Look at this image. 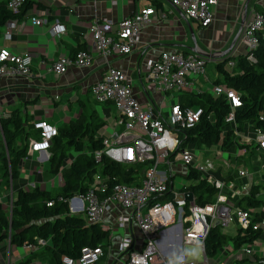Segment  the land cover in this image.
Segmentation results:
<instances>
[{"label":"built area","instance_id":"1","mask_svg":"<svg viewBox=\"0 0 264 264\" xmlns=\"http://www.w3.org/2000/svg\"><path fill=\"white\" fill-rule=\"evenodd\" d=\"M24 1L9 0L7 8L11 14L18 15ZM216 4V0H170L173 9L179 11L185 19L201 27L212 24L213 7ZM154 13L155 9L148 7L119 22L95 18L88 28L91 46L105 66L100 79L90 86V93L96 103L109 104L115 109L117 125L121 129L109 138H102L104 148L102 151L95 152L94 158L100 161L104 154L107 159L117 163L146 164L141 175V184L139 186L114 185L111 193L103 197L107 191V184L98 174H95L89 190L84 195L68 200V206L70 205L71 213H83L88 224H101L104 214L110 212L114 204L130 211V216L121 217L118 225L122 227L125 223L135 222L142 235L143 247L139 251H131V240L123 239L119 245V252L125 257L123 264H197L187 260V256L183 253L171 260H166L161 255L159 250L161 235L176 227L182 231V244L198 246L203 255L201 264H207L204 241L213 226L223 229L233 224L235 231L238 228L246 230L251 227L253 231H260L264 235V211L260 213L256 210L259 213V221L252 223L253 214L241 210L236 202L227 198L224 191L231 185L228 184V180L222 181L215 178L210 161H207L206 165L195 163L194 160L197 159L195 154L179 148L181 134L200 121L203 114L202 108L182 107L179 97H177L178 101L169 107L167 115L162 114L153 105L144 106L134 96L132 82L127 73L111 66V58L128 56L139 48L142 44L141 32L144 27L152 23L154 18L151 17ZM13 21L10 20L4 25L0 42L11 40L15 29ZM31 22L39 26L46 23V20L32 18ZM260 31H264V15L256 12L253 19L243 25L239 37V41L246 46L247 51L257 47V33ZM49 32L55 39H61L66 34L65 27L58 21L49 26ZM222 60L223 58L211 59L196 53L162 51L155 59L147 62L145 80L162 93L178 96L188 92L210 93L215 97L225 95L230 111L225 118L224 131L231 129L242 144V137H240L242 133L238 134L236 131L234 114V109L241 106L239 96L225 86H212L210 92L197 88V82L205 78L207 65H215ZM247 60L254 62L252 56H249ZM94 63L95 57L91 52L81 50L72 57H59L51 64L49 71L55 75H63L70 68H91ZM31 65L32 58L29 53L14 55L0 47V78L28 77ZM233 67L232 61L227 62V69L231 70ZM8 117H10L9 114H4L0 117V121ZM259 120L262 121L263 126L255 129L254 143L257 145V150L264 153V113ZM32 129L37 132L38 137L31 141V150L48 152L51 142L58 135L57 128L50 122L39 120L32 124ZM217 148L218 153H221L220 146ZM199 149L205 151L207 160L210 159L207 156L209 148ZM241 153L244 155L246 149H242ZM177 154L181 155L179 162L188 165V170H194L201 179L214 187L216 195L213 203L197 205L194 196L192 202L175 201L178 195L189 193L182 191L173 193L172 201L150 204L154 196L163 195L168 190L172 191L169 186L170 179L176 175L173 173L172 166ZM248 174V171L242 170L238 172V177H246ZM56 176L58 183L61 184L60 173ZM243 189L249 191V189ZM260 195L264 199V190L260 191ZM46 205L51 207L52 202ZM184 224L187 225L184 226ZM263 235H260L252 244L242 245L237 249L227 244L220 251H231L238 264H264ZM47 243L40 239L35 245L25 244L22 249L33 252L46 246ZM102 256L103 250L100 247L84 248L78 260L63 258V263L100 264Z\"/></svg>","mask_w":264,"mask_h":264},{"label":"crops","instance_id":"2","mask_svg":"<svg viewBox=\"0 0 264 264\" xmlns=\"http://www.w3.org/2000/svg\"><path fill=\"white\" fill-rule=\"evenodd\" d=\"M32 1V8L23 17L13 21L15 29L11 40L0 42V47L7 49L10 53L14 55L29 53L32 58L30 76L0 78V117L17 112L27 133L32 130V124L39 120H45L59 128L75 123L78 119L89 121L94 115L103 124L101 128L112 131L111 136L121 130L117 125V113L109 104L96 107L90 93V86L100 79L105 70L104 62L96 56L88 35V28L93 19H111L119 22L139 13L142 9L148 7L155 9L154 16L151 17L154 18L152 23L144 27L141 32L142 44L139 48L128 56L111 58L110 63L112 67L127 73L132 82V92L140 103L144 106L153 105L162 114L167 115L169 107L175 104L178 101L177 97L180 99V96L159 92L145 80L147 62L155 59L162 51L196 53L211 59L218 58V55L225 51L229 53L223 59L245 54L247 48L239 41L243 25L253 19L254 13L264 9V0H216L212 24L201 27L185 19L179 11L173 9L170 0ZM32 18L46 20V23L39 26L33 25ZM55 21L65 27L66 34L61 39L53 38L49 32V26ZM4 28L5 26L1 28L0 35ZM237 36L238 39L235 41ZM81 50L89 51L95 57V63L91 68L73 67L63 75H55L49 71L51 64L59 57H72ZM210 66L215 67L213 64ZM216 77L217 73L213 69L212 77H205L198 81L197 88L210 92L211 82ZM112 118L113 126L108 125L109 119ZM100 130L98 136L102 137L99 134ZM255 132L251 123L246 124L242 132V147L217 153L215 160L208 159L215 178L222 181L228 179V184L231 186L224 193L234 202L246 194L247 191L243 188L249 189L252 184L261 182L263 170L260 171L261 173L254 174L248 171L249 174L246 177H239V184H235L234 173L228 170L230 168L228 161L230 164L233 162L230 154L241 155V150L246 149V146H251L254 152L264 155L257 150V145L254 143ZM30 139L33 140L31 135H21L16 139L17 146L27 144L28 150L18 163L16 178L12 179L9 166L8 173L1 168L4 158L8 159V152L0 131V204L9 213L17 191L34 186L51 191L58 190L60 186L57 176L52 174L49 151H32ZM248 150L246 149V153ZM223 153L228 156L227 160L222 158ZM76 156L77 154L71 151L63 165L68 166ZM173 164H176V161ZM177 167L176 165L174 175H178ZM184 169L186 167H183V171ZM183 171L181 176L188 173L187 170ZM170 180L173 183V178ZM171 190L173 193L182 192L175 188ZM129 216L130 211L117 204L112 206L110 212L104 214L101 226L110 233V245L107 254L103 253L100 264L124 263L125 257L119 252V245L123 239L131 240V251L142 249V235L135 222L125 223L122 227L118 225L121 217ZM183 246L182 231L179 227L167 230L159 240L160 253L166 260L181 255ZM35 252L24 251L22 247L12 246L9 240H5L0 244V264H24L29 259H33L37 254ZM27 264L46 263L33 259Z\"/></svg>","mask_w":264,"mask_h":264},{"label":"trees","instance_id":"3","mask_svg":"<svg viewBox=\"0 0 264 264\" xmlns=\"http://www.w3.org/2000/svg\"><path fill=\"white\" fill-rule=\"evenodd\" d=\"M8 2L9 0L0 2V30L8 21L23 17L33 6L32 0H25L20 13L13 15L7 8ZM258 12L264 15V9ZM257 38L258 45L254 50L227 57L215 64L217 77L211 82L212 86H225L239 96L241 106L234 109L238 134L243 132L248 123L255 129L263 126L259 118L264 113V31L258 32ZM249 56L254 58V62L247 60ZM229 61L234 63L231 70L226 68ZM180 105L203 109L200 121L181 134L180 149L220 146L224 152L230 148L242 147L239 137L231 129L224 131L225 118L230 111L225 95L215 97L210 93L188 92L180 95ZM0 125L8 152V159L4 158L1 168L8 173L9 166L10 175L14 179L17 176L18 163L28 150L27 144L17 146L16 139L21 135H31L33 139H37L38 135L33 129L26 133L17 112H11L7 119H1ZM102 126L92 115L89 121L78 119L75 123L57 128L58 135L51 142L48 151L52 174L60 173L62 179L58 192L51 194V191L42 190L38 186L19 190L14 195L10 213L0 204V244L9 240L12 246L21 248L25 244L35 245L37 240H45L47 245L37 249L33 259L42 260L46 264H64L63 258L78 260L84 248L100 247L107 254L110 245L109 231L104 230L101 224H88L83 213L72 214L68 200L84 195L95 174L107 184L103 197L111 193L114 185L139 186L146 164L117 163L107 159L104 154L100 161H96L95 152L104 148L103 139L98 136ZM71 151L77 156L68 166H64L63 162ZM185 177L191 183L179 191L191 192L195 203L200 206L215 201L216 190L201 179L197 172L189 169ZM261 181L259 184H252L247 194L236 202L238 208L253 214L252 223L259 221L256 210L264 205V199L260 195V191L264 190V168ZM172 199L173 192L168 190L163 195L154 196L150 204L164 203ZM48 202H52L51 207L46 205ZM260 235V231H253L249 227L246 230L238 228L233 236H229L219 226H213L204 241L206 257H215L229 241L237 249L242 245L252 244Z\"/></svg>","mask_w":264,"mask_h":264},{"label":"rangeland","instance_id":"4","mask_svg":"<svg viewBox=\"0 0 264 264\" xmlns=\"http://www.w3.org/2000/svg\"><path fill=\"white\" fill-rule=\"evenodd\" d=\"M212 68L215 70L214 66L207 65L205 77H208V78L212 77V75H213V69ZM92 99H93V97H92ZM92 101L94 102L96 107L97 106L98 107L101 106L100 104L96 103L94 99ZM108 125H111V126L114 125L113 118L109 119ZM115 126H116V122H115ZM118 130H119V128H118ZM111 133H112V131L110 129L106 130L105 128H101L99 134L102 137L109 138V137H111ZM240 137H242V136H240ZM238 141L240 142V139H238ZM30 142H31V139H30ZM185 149L190 154H195V156H197V159L194 160L195 163L206 165L208 160L205 157V153H204L205 151L203 149H199L198 147H186ZM248 149L249 150H248V152L245 155H236V153L235 154H233V153L230 154L231 155L230 158L232 159L233 162L230 164V161H228L229 162V166H230V168L228 170L230 172L234 173L233 175H234V178L236 180V184L240 183V180H238L239 177L237 175L240 169L249 171L250 174H252V173L254 174V173H258V172L261 173L260 171H262L263 168H264V155L259 153V152H257V153L254 152L253 151V147H251V146H249ZM86 151H87V149L85 148V152ZM208 152L209 153H208L207 156L211 160H215V157H216V155L218 153L217 146L210 147ZM175 158H176L175 160L177 162H176V164H173L172 170H173V173H175V171H176L175 167L177 165L178 166L177 170L179 172L177 173L178 175H176L173 178V184H174V188L176 190H179L183 186L188 185L191 182L188 181L184 175H182V176L180 175L182 173V171H183V167H186V169H184V171L186 172V170L188 171L187 168H189V166L184 164V163H182V162H179V160L181 158L180 154H177ZM222 158L227 160L228 156L225 153H223L222 154ZM180 165H182L183 167L180 166ZM260 181H261V178H260ZM51 192H52L51 194H55V193L58 192V190L57 189H52ZM257 211L260 212V213H263L264 205L261 206L260 208H258ZM73 214H76V213H73ZM222 231L224 233H226V234L233 235L236 232L235 231V225L231 224L230 226H228L226 228H223ZM228 244H229V246H231L232 242L229 241ZM183 248H184L183 249V254H185L187 256V260L194 261L197 264H201L203 262V255H202L201 250H200V248L198 246L185 245V246H183ZM207 264H238V263L236 262L235 255H233V253L231 251H224V252L219 251L215 255V257L207 258Z\"/></svg>","mask_w":264,"mask_h":264},{"label":"water","instance_id":"5","mask_svg":"<svg viewBox=\"0 0 264 264\" xmlns=\"http://www.w3.org/2000/svg\"><path fill=\"white\" fill-rule=\"evenodd\" d=\"M238 36H239V34H238ZM238 36L235 39V41H237ZM228 53H229V51H225L224 53H221L220 55H218V58H216V59H221L225 55H227ZM179 200H185L187 202H192V200H193V194L191 192L185 193V194H180V195L177 196V198L175 199V201H179Z\"/></svg>","mask_w":264,"mask_h":264},{"label":"bare ground","instance_id":"6","mask_svg":"<svg viewBox=\"0 0 264 264\" xmlns=\"http://www.w3.org/2000/svg\"><path fill=\"white\" fill-rule=\"evenodd\" d=\"M175 177V176H174ZM172 179V178H171ZM170 183H171V185L169 186V189H172V188H174V184L171 182V180H170Z\"/></svg>","mask_w":264,"mask_h":264}]
</instances>
